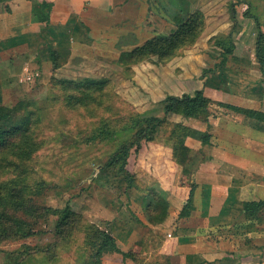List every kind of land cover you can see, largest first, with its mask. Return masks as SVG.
Instances as JSON below:
<instances>
[{"label":"rangeland","instance_id":"374dc122","mask_svg":"<svg viewBox=\"0 0 264 264\" xmlns=\"http://www.w3.org/2000/svg\"><path fill=\"white\" fill-rule=\"evenodd\" d=\"M29 1L33 5L42 0ZM56 2L69 11L66 23L77 27H73L76 32L72 31V43L68 39L70 47L65 46L67 33L56 37L57 41L47 40L48 31L42 24L38 36L28 38V44L0 55V102L23 118L34 111L40 123L36 124L39 130L35 133L40 140L39 148L29 146L27 151L9 153L0 159V187L9 195L20 188L35 205L51 209L43 216L18 213L33 224L37 233L0 240V264H93L84 246V233L90 230L88 223L84 220L82 229L86 230L76 229L73 234L70 226H57L65 206L105 229L109 222L115 224L117 231L126 225H137L132 222L135 213L146 220L140 203L144 185L155 186L168 194L172 145L177 140L176 133L184 131L169 124L199 130L204 125L200 119L166 112L167 97L192 95L201 90L211 100L208 124L218 112L236 113L218 105L217 101L254 106L250 101L264 96V73L259 71L255 56L257 37L260 33L264 35V0H129L130 8L125 6L127 0H113L116 9L125 6V13L105 12V26L98 25L95 13L103 14L96 7L106 8L110 0L102 1L104 5L94 0V9L88 7L92 0ZM6 4L12 8L13 1L0 2V14L6 12ZM65 9L63 12L67 13ZM186 15L195 17L198 30L167 42L160 56L120 58L121 52L152 36L170 35L178 27L177 17ZM107 20L112 25L107 26ZM12 26L9 20L0 18L1 47H12L6 44L16 42L14 37L21 35L17 27L10 32ZM12 32L15 35L7 37ZM2 37H7L4 43ZM48 42L57 46L64 44L60 51L62 64L54 71L44 55ZM230 45L232 51L224 58V49ZM52 75L74 80L105 77L108 81H101L96 93L80 95L79 103H66L64 97L56 96L49 88ZM20 101L24 103L22 110ZM148 118L163 119L166 123H152L158 139L149 142V147L135 158L129 157L127 168L135 169L138 180L128 191L122 175L108 172L104 162L118 142L128 140ZM102 123V129L107 127V134L111 131L110 137L91 139L90 133ZM188 139L195 138L186 136L184 143ZM188 165L192 168L191 163ZM181 167L176 168L178 178ZM154 177L156 182L152 183ZM178 203V209L170 205L164 219L163 223L169 227L181 220L177 217ZM1 211L6 212L2 203ZM0 219L5 222L3 217ZM142 230V235L139 234L144 237L143 255L149 258L152 253L159 258L161 252L157 250L166 249L173 234L168 230L158 233L151 228ZM102 260L105 264H123L116 255L104 256Z\"/></svg>","mask_w":264,"mask_h":264},{"label":"crops","instance_id":"0c3cea01","mask_svg":"<svg viewBox=\"0 0 264 264\" xmlns=\"http://www.w3.org/2000/svg\"><path fill=\"white\" fill-rule=\"evenodd\" d=\"M50 1L52 9L47 24L46 22L32 21V4L29 0H13L10 12L0 14V18L12 23L10 32L11 29L14 31L17 27L21 34L14 37L16 42L6 44L12 47L0 46L1 56L9 50L28 44V38L38 36L42 24L45 25L43 28L48 31L47 40L52 38L53 42L57 41L56 37L60 38L62 34L67 33V45L65 43V46L70 47L68 39L70 38L72 43L71 34L77 27L66 23L69 11L63 8L62 3L57 4L56 0ZM99 1L100 5H104L101 3L104 0ZM112 1L110 0L106 8L97 5L96 9L103 14L95 13V16H98V25H106L104 24L105 12L111 15L113 12L115 15H123L125 6L130 8L132 5V2L127 0L125 6L117 7V10ZM92 2L88 7L94 9L96 4L94 5V0ZM59 5L61 8L57 7ZM64 9L67 13L63 12ZM122 20L124 21L125 18ZM112 23L107 20V26ZM2 26L4 27V25ZM11 35L14 36L15 33L13 35L12 32L7 37ZM7 37H2L3 43ZM52 46L59 51L64 49L62 48L64 44L58 46L53 44ZM70 50L72 52L73 46ZM32 77L37 76L33 75ZM250 102L254 103V106L232 105L264 112V96ZM200 128L202 131L209 132L211 136L208 143L204 144L197 139H191L192 141L188 139L187 141L191 147L192 177L197 183L194 192V209L190 215L187 218H182L176 226L169 227L166 223L151 224L144 219L143 215L135 213L131 209L133 213L137 214L134 215L132 221L133 223L137 222V225L136 223L126 225L125 229L121 227L117 231L115 224L109 222L108 228L115 236L118 246L123 249L131 247L137 240L144 239L141 236V232L144 230L140 231L141 228H145L147 231L151 228L157 233L163 230L169 232L172 228V232H170L173 234V239L169 241L166 249L157 251L166 253L173 264H186V255L196 256V259L203 260L204 262L200 264H264V217L260 222L246 220L236 209L241 201L264 200V121L237 112H218L211 123L204 122ZM197 155H199L198 158ZM148 175L150 176V174ZM177 175L176 171L173 184L179 183L180 177L178 178ZM148 178L151 180L150 177ZM154 180L155 177L152 183L156 182ZM166 192L168 194L165 197L170 205H176L175 207L178 209L177 203L179 202L180 209L182 205L180 197H177L172 191L166 190ZM168 235L170 234L168 233ZM113 255L120 256V254L106 252L103 257ZM120 259L123 264H133L127 259H122L121 256ZM102 264H105L103 260Z\"/></svg>","mask_w":264,"mask_h":264},{"label":"trees","instance_id":"16d2710c","mask_svg":"<svg viewBox=\"0 0 264 264\" xmlns=\"http://www.w3.org/2000/svg\"><path fill=\"white\" fill-rule=\"evenodd\" d=\"M3 1L4 0H0V2ZM51 9L52 2L49 0H42L40 3L33 4L31 6L32 21L46 22L47 24L49 22ZM4 10L10 12L11 7L6 4ZM176 23L178 24V27L170 35L159 34L152 36L142 44L128 51L121 52L120 58L124 60L125 57H142L147 54H157L160 56L162 53L160 50L166 48L165 46L167 42L170 40H177L180 36H184L185 34L189 35L191 32H194L195 29L198 30L199 28L195 25L196 20L192 15L177 17ZM45 44L47 54L44 55L51 61L53 66L52 71H54L61 66L62 55L61 52L51 44ZM231 51V45L225 48L223 52L224 58L230 54ZM255 56L260 71L264 73V35L261 33L257 37ZM101 81L108 80L105 77H84L79 80H74L70 78H58L52 75L49 78L48 86L52 92H55L56 96L64 97L66 103H79L81 99L78 97H80V95L83 96L86 92H91L92 94L96 93L99 90L96 86ZM210 101V98L205 96L201 90H196L192 95L167 97L164 110L166 112H179L184 116L194 117L204 122H208V116L210 114L208 104ZM20 104V110H22L24 103L21 102ZM217 104L246 116L264 121V112L262 111L223 103L221 101H217ZM164 122L166 123L165 120L158 118L146 119L143 125L134 130L128 140L118 142L114 152L109 155L108 159L104 162V166L108 172L122 175L128 191L131 188H134L135 181L138 180L137 173L134 171L135 169L127 168L129 157L135 158L142 150H146L147 147H149V142L157 140L158 135L152 131L151 124L156 123L161 125ZM37 123L39 126L40 123L38 122L34 111H30L26 115V118H23L19 113H15L12 108L3 105V103L0 102V159H3L5 157L4 155L9 153L15 155L20 151L26 150L29 146H37L39 148L38 143L40 140L35 134L36 131L39 130L36 127ZM103 123L90 133L91 139L97 137L99 140H104L110 137L111 131L109 130L110 133L107 134V127L106 129H102ZM169 126L174 129H184L182 134L178 135V133H176L177 136H175V138L177 140L174 145H172V155L171 160H169L173 165L172 167H168L170 172L168 178V181L170 182L169 190L178 195L182 200L181 208L177 211V217L184 219L187 218L194 209V192L197 187L196 181L191 176L193 169L188 165L191 163V147L184 143V138L190 135L204 144L208 143L211 134L199 129H187L184 126L173 122H171ZM88 138L85 140L88 141ZM38 148L36 150H38ZM178 165L182 166L179 183L173 184L174 175ZM149 173L154 176L151 171H149ZM144 186L145 187L142 190L144 194L141 196L140 203L146 220L151 224L163 223L164 219L168 216L169 207H171L169 201L165 197V191L163 192L162 189L156 188L152 185ZM0 203H2V209L6 211L5 213L2 211L0 212V217H3L5 220V222H3L0 219V224H3L2 227H0V233L6 231L0 235V240H7L10 238L15 239V237L25 238L37 233L33 228V224L19 216L18 213L28 214L30 216L31 214L43 216L44 212L46 214L51 210L46 206L35 205L33 199L27 197L20 188H16L14 193L9 195L5 194L0 187ZM239 203L240 204L236 206V209L240 211L241 215L246 220H257L260 222L263 219V199L247 200ZM60 213L59 221L57 222L58 228L62 226L67 228L70 226L72 231L71 234H73L76 229H82L85 221L88 223L90 230L85 231L86 229L84 228L82 230L85 231L84 246L87 251V256L91 258L93 264H102V257L106 252L120 254L122 259H127L133 264H173L170 262L168 255L163 252L160 253L161 255L159 258L152 255H150L149 258L144 256V246L142 243L144 239L137 240L131 247L123 249L118 246L116 238L109 228L105 229L94 222L87 221L81 212L73 211L69 206H65ZM195 257L196 256L186 255V264H200L204 262Z\"/></svg>","mask_w":264,"mask_h":264}]
</instances>
